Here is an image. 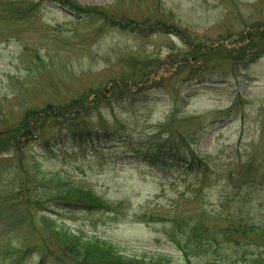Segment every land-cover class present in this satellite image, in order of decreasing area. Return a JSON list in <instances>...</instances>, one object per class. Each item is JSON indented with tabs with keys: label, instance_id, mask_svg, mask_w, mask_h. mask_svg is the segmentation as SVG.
<instances>
[{
	"label": "rangeland",
	"instance_id": "rangeland-1",
	"mask_svg": "<svg viewBox=\"0 0 264 264\" xmlns=\"http://www.w3.org/2000/svg\"><path fill=\"white\" fill-rule=\"evenodd\" d=\"M72 1L22 21L0 9V264H73L53 227L122 260L264 257V236L214 234L264 223V0ZM66 106L77 125L52 122ZM66 184L101 207L52 194ZM201 223L185 256L177 244Z\"/></svg>",
	"mask_w": 264,
	"mask_h": 264
},
{
	"label": "trees",
	"instance_id": "trees-1",
	"mask_svg": "<svg viewBox=\"0 0 264 264\" xmlns=\"http://www.w3.org/2000/svg\"><path fill=\"white\" fill-rule=\"evenodd\" d=\"M45 3L56 4L63 8H69L73 12H76L77 7L72 0H0V9L7 10L9 13L8 19L12 21H22L31 16V14L41 11ZM81 12L86 14L87 16H91L92 14L103 15L102 11L96 10L93 8H82ZM133 86H137V83H134ZM115 87H119L118 85ZM123 95L122 97H125ZM66 107H62L61 110L63 113H67L65 115H57V119H54L52 122H57L60 125H77L74 120L78 115V111L75 109L72 112L66 111ZM53 112H51L52 114ZM45 118H49L48 112H42L40 117H35L34 120H30L29 118L24 120L20 127L17 129L20 133V137H32L34 131L36 130V126L38 125L39 120H46ZM67 120L68 123L64 121ZM85 121L87 119H84ZM80 124V122H79ZM17 137L15 140H17ZM31 168L34 169V173L32 177L30 174L27 176V180L31 182L33 179L36 181L39 173L35 171L34 165H31ZM27 186V182H24V188ZM23 188V189H24ZM58 197H61L63 200L69 202L74 199L79 205L85 206L87 208L101 207V205H97L95 203H99V198H96L92 193L88 190L82 189L80 187L74 186L72 184H66L61 190L57 192H53ZM200 218H205V215L201 214ZM209 230L207 225L195 224L194 227L191 226L189 228V232L186 235L187 239V248H183L181 245L177 244L181 249L185 256L189 252L188 248H191L193 245L197 244L199 241H203L202 237L203 233ZM217 231L214 234H220L227 242H232L237 246L243 245H252L253 241L258 240L257 238L249 236L250 234L256 235L259 237L264 236V223L262 220H249L243 222H232L230 221L227 225H225L221 229H216ZM46 237L57 246V248L64 252L69 256L70 261L73 264H167V260L163 257H152L150 259H134V260H122L118 257V253L111 246L104 245L100 243L96 239H90L85 242H79L76 239L72 238L68 232L63 230H55V228L47 229ZM255 238V239H254ZM191 243V244H190ZM264 245V243H263ZM261 254V253H260ZM245 264H264V257L262 255H257L251 261L245 259ZM187 264H191L189 261Z\"/></svg>",
	"mask_w": 264,
	"mask_h": 264
}]
</instances>
